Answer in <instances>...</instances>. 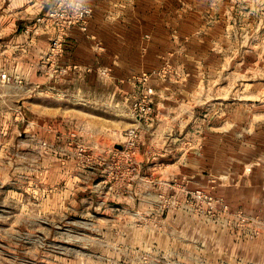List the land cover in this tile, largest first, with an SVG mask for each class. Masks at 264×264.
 Masks as SVG:
<instances>
[{"label": "rangeland", "instance_id": "obj_1", "mask_svg": "<svg viewBox=\"0 0 264 264\" xmlns=\"http://www.w3.org/2000/svg\"><path fill=\"white\" fill-rule=\"evenodd\" d=\"M117 2L162 34L105 121L123 138L149 94L140 149L95 151L0 82V264H264V0Z\"/></svg>", "mask_w": 264, "mask_h": 264}, {"label": "crops", "instance_id": "obj_2", "mask_svg": "<svg viewBox=\"0 0 264 264\" xmlns=\"http://www.w3.org/2000/svg\"><path fill=\"white\" fill-rule=\"evenodd\" d=\"M0 1L2 85L13 82L11 87L20 92L21 100L36 99L43 94L46 101L58 102L62 124L76 122L70 128L83 135L81 139L95 151L101 152L113 141L122 143L123 138L115 134V126L105 121L116 120L117 90L122 95L135 91L132 74L152 68L159 56L158 40L162 34L157 22L124 12V2L87 0L92 12L88 30H70L65 50L54 60H48L52 32L31 33L27 28L39 13L51 9L56 0H8L7 5L5 0ZM98 59L110 70L105 79L97 78ZM90 66L96 68L89 71ZM55 68H63V75L54 72ZM4 73L10 79L2 78ZM74 105L78 106L77 112L70 111ZM47 113L52 117L56 112L51 107ZM51 121L58 120L51 118ZM81 128L83 131H79Z\"/></svg>", "mask_w": 264, "mask_h": 264}, {"label": "built area", "instance_id": "obj_3", "mask_svg": "<svg viewBox=\"0 0 264 264\" xmlns=\"http://www.w3.org/2000/svg\"><path fill=\"white\" fill-rule=\"evenodd\" d=\"M90 16L89 6L83 0H57L54 7L35 17L31 25L28 26L27 31L31 33L40 32L41 30L52 32L48 60H54L65 50V39L70 30L73 28H79L84 32L88 30ZM77 67V65H73V68ZM93 68V66H90L89 71ZM109 71L107 67L98 68V73L101 75H109ZM54 72L63 75L64 69L55 68ZM2 78L5 80L10 79L5 73L2 74ZM144 79L147 78L144 77ZM151 100L150 95L144 91L131 107V114L137 119L138 123L122 133L123 142L120 149L127 156L135 155L140 149L144 138V129L141 122L151 120L154 113Z\"/></svg>", "mask_w": 264, "mask_h": 264}]
</instances>
